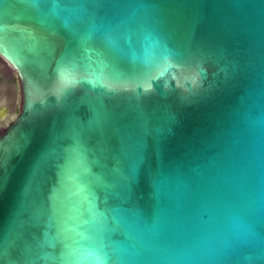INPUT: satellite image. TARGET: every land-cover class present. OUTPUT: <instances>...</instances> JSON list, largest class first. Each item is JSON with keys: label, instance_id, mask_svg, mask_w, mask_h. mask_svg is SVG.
Listing matches in <instances>:
<instances>
[{"label": "water", "instance_id": "95a60500", "mask_svg": "<svg viewBox=\"0 0 264 264\" xmlns=\"http://www.w3.org/2000/svg\"><path fill=\"white\" fill-rule=\"evenodd\" d=\"M0 264H264V0H0Z\"/></svg>", "mask_w": 264, "mask_h": 264}, {"label": "rangeland", "instance_id": "374dc122", "mask_svg": "<svg viewBox=\"0 0 264 264\" xmlns=\"http://www.w3.org/2000/svg\"><path fill=\"white\" fill-rule=\"evenodd\" d=\"M12 91L14 93V108L13 110L7 112L4 110L5 105L2 101L3 92ZM20 85L17 78L16 72L6 63L2 58H0V131L14 118L16 113L20 108Z\"/></svg>", "mask_w": 264, "mask_h": 264}, {"label": "flooded vegetation", "instance_id": "af4514ba", "mask_svg": "<svg viewBox=\"0 0 264 264\" xmlns=\"http://www.w3.org/2000/svg\"><path fill=\"white\" fill-rule=\"evenodd\" d=\"M3 94L4 95H3L2 101L5 105L4 110L9 112V111L13 110V108H14V104H13L14 103V93L12 91L7 90V91L3 92ZM1 107H2V105L0 104V108Z\"/></svg>", "mask_w": 264, "mask_h": 264}]
</instances>
